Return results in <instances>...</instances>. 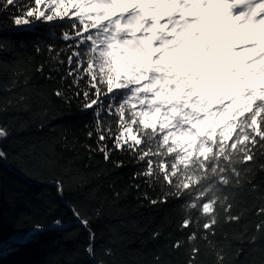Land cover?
Returning a JSON list of instances; mask_svg holds the SVG:
<instances>
[{"label": "snow or ice", "instance_id": "obj_1", "mask_svg": "<svg viewBox=\"0 0 264 264\" xmlns=\"http://www.w3.org/2000/svg\"><path fill=\"white\" fill-rule=\"evenodd\" d=\"M42 2L35 0L37 7L24 8L12 20L18 26H30L29 17L63 21L57 25L64 29L60 39L70 43L46 48L54 63L64 65L61 54L66 56L61 78L72 79L54 95L66 104L75 98L81 111L91 110L94 127L88 136L97 140L91 151L115 168L138 165L133 179L143 178L161 192L155 199L145 193L144 199L153 206L181 201L180 228L189 229L187 241L204 240L216 248L217 229L240 220L231 212L235 189L255 190L257 168L264 171V0H50L47 14L39 9ZM19 3L0 0V9L10 11L9 5ZM4 47L0 43V51ZM37 71L43 72V65ZM8 135L0 126V139ZM117 154L127 156V163ZM7 155L0 149V160ZM50 183L63 197L64 177ZM72 212L89 230L85 252L95 258L90 221L79 209ZM257 215L264 216V208ZM53 224L60 228L62 221ZM256 231H264V220ZM160 235L153 233V239ZM241 235L256 244V235ZM182 247L181 240L170 245ZM200 251L191 243L188 264ZM224 252L221 245L216 264H224ZM261 254L264 264V248ZM105 255L113 259L99 264H117L111 248ZM155 260L161 264L159 256Z\"/></svg>", "mask_w": 264, "mask_h": 264}, {"label": "trees", "instance_id": "obj_2", "mask_svg": "<svg viewBox=\"0 0 264 264\" xmlns=\"http://www.w3.org/2000/svg\"><path fill=\"white\" fill-rule=\"evenodd\" d=\"M49 3L43 0L39 9L47 14ZM27 7H37L35 0H20L17 7L8 6L10 11L0 9V43L5 46L0 51V107L7 109L0 112V126L9 132L0 139V149L8 154L0 160V264H92L85 252L89 230L79 224L73 208L90 221L97 263L113 259L105 255V249L111 248L117 264H156L157 256L161 264H188L194 243L201 249L194 264H216L221 245L224 264H260L264 231L257 232L256 224L264 220L257 215V209L264 208V171L257 168L255 190L248 185L235 189L231 212L240 220L217 229L218 235L212 238L216 248L204 240L189 243V229L180 228L185 217L181 201L151 205L144 194L155 199L161 192L159 187L145 185L143 178L133 179L138 165L115 168L104 161L102 153L91 151L97 147L95 135L88 136L94 127L91 110L81 111L75 98L66 104L54 95L72 79L61 78L66 75V56L61 54L64 65L54 63L46 48L70 43L60 39L64 29L57 25L63 21L29 17L30 26L15 25L12 15ZM41 65L43 72L37 71ZM55 67L61 72L54 71ZM45 157L56 163L48 164ZM116 158L128 160L119 154ZM13 172L42 186H32ZM60 176L65 179L63 197L50 183ZM56 219L62 221L60 228L53 224ZM37 225L43 231H33ZM155 232L161 235L153 239ZM241 234L256 235V244L246 243ZM177 240L184 247L171 249Z\"/></svg>", "mask_w": 264, "mask_h": 264}, {"label": "water", "instance_id": "obj_3", "mask_svg": "<svg viewBox=\"0 0 264 264\" xmlns=\"http://www.w3.org/2000/svg\"><path fill=\"white\" fill-rule=\"evenodd\" d=\"M5 167L9 170V167L5 164ZM14 174H16L19 178H21V179H23V180H25L26 182H28L29 184H31L32 186H36V187H41L42 185L41 184H36V183H33V182H31L30 180H28L24 175H22V174H18V173H15V172H13ZM46 185H50V183H47ZM67 206V205H66ZM68 207V206H67ZM76 218V217H75ZM88 230V229H87ZM89 257V256H88ZM89 260H90V262L92 263V264H99V263H97V262H95L94 260H93V258H90L89 257Z\"/></svg>", "mask_w": 264, "mask_h": 264}]
</instances>
